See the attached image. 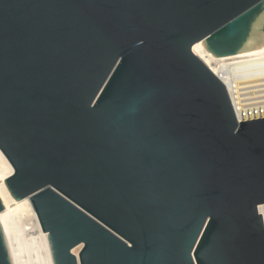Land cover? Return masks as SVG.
Segmentation results:
<instances>
[{
  "label": "water",
  "instance_id": "95a60500",
  "mask_svg": "<svg viewBox=\"0 0 264 264\" xmlns=\"http://www.w3.org/2000/svg\"><path fill=\"white\" fill-rule=\"evenodd\" d=\"M201 40L257 48L264 0H0L5 182L53 264H264V117L239 120Z\"/></svg>",
  "mask_w": 264,
  "mask_h": 264
},
{
  "label": "bare ground",
  "instance_id": "6f19581e",
  "mask_svg": "<svg viewBox=\"0 0 264 264\" xmlns=\"http://www.w3.org/2000/svg\"><path fill=\"white\" fill-rule=\"evenodd\" d=\"M202 42L193 45V52L225 82L239 118L264 117V41L257 48L227 56H216ZM13 172V165L0 148V198L4 204L0 221L13 264H53L47 233L30 196L16 199L5 182ZM80 248L74 249L77 255Z\"/></svg>",
  "mask_w": 264,
  "mask_h": 264
},
{
  "label": "built area",
  "instance_id": "2783aa9c",
  "mask_svg": "<svg viewBox=\"0 0 264 264\" xmlns=\"http://www.w3.org/2000/svg\"><path fill=\"white\" fill-rule=\"evenodd\" d=\"M227 88H228V87H227ZM228 92H229V95H230V98H231V101H232L233 107H234V109H235V112H236V114H237V111H236V108H235V104H234V101H233V97H232V94H231L229 88H228ZM249 100H250V99L247 98V101H249ZM249 102H250V101H249ZM237 116H238V114H237ZM238 118H239V116H238ZM258 118H259V117H258ZM252 119H253V118H252ZM239 120H243V119H240V118H239ZM258 212H259V214H260V213L262 214V219H263V223H264V203L258 205Z\"/></svg>",
  "mask_w": 264,
  "mask_h": 264
},
{
  "label": "snow or ice",
  "instance_id": "6c2138e0",
  "mask_svg": "<svg viewBox=\"0 0 264 264\" xmlns=\"http://www.w3.org/2000/svg\"><path fill=\"white\" fill-rule=\"evenodd\" d=\"M209 259H212L211 257H209ZM197 264H199V261H197Z\"/></svg>",
  "mask_w": 264,
  "mask_h": 264
}]
</instances>
